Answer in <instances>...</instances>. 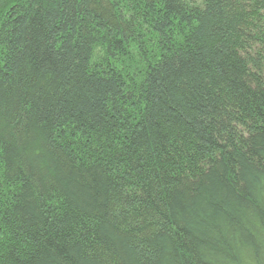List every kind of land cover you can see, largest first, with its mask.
<instances>
[{"label": "trees", "instance_id": "16d2710c", "mask_svg": "<svg viewBox=\"0 0 264 264\" xmlns=\"http://www.w3.org/2000/svg\"><path fill=\"white\" fill-rule=\"evenodd\" d=\"M0 264H264V0H0Z\"/></svg>", "mask_w": 264, "mask_h": 264}]
</instances>
